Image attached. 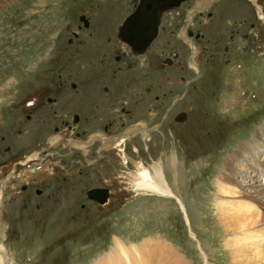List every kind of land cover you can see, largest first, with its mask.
Instances as JSON below:
<instances>
[{
    "label": "rangeland",
    "instance_id": "rangeland-1",
    "mask_svg": "<svg viewBox=\"0 0 264 264\" xmlns=\"http://www.w3.org/2000/svg\"><path fill=\"white\" fill-rule=\"evenodd\" d=\"M258 2L264 13V0ZM245 7L244 12L228 1L210 10L211 17L196 15L195 29L206 35L197 50L200 73L187 68L192 49L176 39L184 7L167 13L161 27L165 43L152 45L153 61L143 64L156 70L145 72L141 61L131 68L115 66V27L132 10L131 0H0V160L54 136L65 141L70 129L62 128V122L71 113L89 117L82 114L77 128L83 134L104 126L116 133L138 122L151 128L165 108L185 96L158 130L126 146L127 168L113 150L88 176L51 185L47 191L53 186L52 192L44 190L27 209L14 198L18 192L9 189L0 222L11 264H95L99 257L101 264H127L126 256L132 264H233L232 249L221 245L225 236L217 225V204L225 209L249 204V214H264V189L256 184L255 167L257 162L264 170V25H258L244 46L239 35L254 22ZM82 14L92 25L83 31L78 20ZM234 18L243 23L240 29L227 25ZM67 25L74 35L64 33ZM63 49L71 61L62 67L63 81L52 94L53 102L26 120L16 104L34 86L36 90L57 80L59 65L46 62ZM165 57L174 60L175 69L162 70L166 67L159 60ZM81 88L95 100L80 96ZM121 108L136 110L130 114ZM178 112L188 119L181 126L174 121ZM7 147L12 148L9 153L4 152ZM59 150L68 154L72 149L62 144L50 149ZM139 164L152 176L156 171L163 176L160 182L165 181L175 201L133 192L125 205L86 202L89 187H111L115 196L123 186L133 191L127 179ZM246 175L252 178L249 185L239 179Z\"/></svg>",
    "mask_w": 264,
    "mask_h": 264
},
{
    "label": "flooded vegetation",
    "instance_id": "flooded-vegetation-1",
    "mask_svg": "<svg viewBox=\"0 0 264 264\" xmlns=\"http://www.w3.org/2000/svg\"><path fill=\"white\" fill-rule=\"evenodd\" d=\"M188 1L189 0H185L179 7H181V6H183L184 7V9H183V18L180 20V23H179V25H178V28H177V33L178 32H181L180 33V35H178V34H176V39L177 40H181V44L182 45H187V47H188V50L190 51L191 49H192V60L190 61H188L187 62V68H190V69H193V70H196L197 71V69L199 68V73H200V69H201V67L199 66V64H198V62H197V56H198V51L197 50H199V47H198V45H199V42H200V40H204L205 39V37H206V35H205V33H203V32H199V31H196V29H195V17H196V15H199V16H203L204 15V13L206 14V16L207 17H211V16H213L212 15V13L210 12V10H212L213 8H216L217 6H220L221 4H223V3H227L228 1H231V2H233V4L235 5V6H237L238 8L240 7V9H241V7H243V11L245 12V11H247V8L245 7V6H247L248 8H249V10H248V12L247 13H249V15L251 14V16H252V18L254 19V22H249L248 23V28H247V31L246 32H244V33H242V34H240L239 36H240V39H241V41H242V43H245V44H243L244 46H247L248 45V43H249V41H250V38H251V35L254 33V31L255 30H257L258 29V25L260 24V25H264V13H263V10H262V7L260 6V4H259V2H258V0H196L194 3H188ZM244 4H246V5H244ZM179 7H177L176 8V10L175 9H172V10H170V11H168L167 13H169L170 15H172L173 14V12H174V10H175V12H177V11H179ZM167 13L164 15V17L167 15ZM87 17V16H86ZM125 17V16H124ZM123 17V18H124ZM248 17H244V18H240L241 20L240 21H242L243 19H247ZM238 19L239 18H234V20H229L228 21V23H227V25L228 26H230V27H232L233 26V28H235L234 26H236L237 27V29H240V27L241 26H243V23L242 22H239L238 21ZM123 20V19H122ZM122 20H121V22H122ZM163 21H164V18H163ZM210 19L209 20H206L205 22H204V24H205V27H207L208 25H209V23H210ZM88 22H89V28H90V26H92L91 25V21L90 20H88ZM121 22L120 23H118V25L115 27V32H114V34H115V36H116V34H117V30H118V28H119V26H120V24H121ZM238 22V23H237ZM234 24V25H233ZM162 25H163V22H162ZM86 28V27H85ZM89 28H87V29H89ZM80 29L83 31V29H84V27H82V26H80ZM87 29L85 30L86 32H87ZM165 34V33H164ZM92 36V35H91ZM165 36V35H164ZM164 36H163V34H161L160 33V35L157 37V39L151 44V46L149 47V49L151 48V47H153L155 44H157L158 42H160V43H165V39H164ZM118 43H119V45H118V47H124V51H122L121 52V56L120 55H115V56H117V63H115V66H116V68H118V67H123V66H126V68H131V66L130 65H132V67H133V65L135 64V61H140V59L142 60L143 59V57H142V55H141V57H136V56H133L132 55V53L130 52V50L128 49V48H126V46H124V44L122 43V40L121 39H119L118 38ZM153 45V46H152ZM195 52V53H194ZM197 53V54H196ZM188 55H189V53H188ZM146 56V55H145ZM149 59H150V61L152 62L153 61V58H152V55H149V57H148ZM172 59V58H171ZM165 59H160L159 60V64H162L163 65V61H164ZM133 63V64H132ZM188 63H190V65L188 64ZM141 65V64H140ZM128 66V67H127ZM142 66V65H141ZM164 66V65H163ZM166 67V66H165ZM173 69H175V62H174V60L172 59V65L170 66V67H166V68H164V69H162L164 72H167V71H170V70H173ZM179 69V68H178ZM141 70H143V71H145V72H149V71H155L156 69H154V67L153 68H151V69H147V68H143V66H142V69ZM180 79H182V77H179ZM184 80V79H183ZM63 81V80H62ZM62 86H63V84H62ZM107 89V88H106ZM57 91V90H56ZM55 91V92H56ZM88 91V90H87ZM55 92H53V93H51V95H50V98H51V100H52V102H53V95L52 94H54ZM82 93L84 94L85 92L82 90V88H81V94H80V96H83L82 95ZM86 97H88V101L89 100H91V98L93 97V95H92V92H90L89 91V93H85L84 94ZM84 96V97H85ZM185 96H183V98H184ZM154 99H158V98H155V97H153ZM183 98H182V100H183ZM92 100H95L94 98H92ZM181 100V101H182ZM87 101V102H88ZM180 101V102H181ZM179 102V103H180ZM183 102V101H182ZM51 103V102H50ZM49 103V104H50ZM57 103H58V99H56L55 100V105H52V106H56L57 105ZM178 103V104H179ZM49 104H47V105H49ZM54 104V103H53ZM114 104V103H113ZM112 104V105H113ZM127 104V103H126ZM177 104V105H178ZM47 105H45V106H42L40 109H38V110H36L34 113L36 114V113H39L40 111H44V110H46V109H48V108H46V107H48ZM61 105V104H60ZM176 105V106H177ZM176 106H174V107H176ZM112 108L114 107V105L113 106H111ZM171 105H169L167 108H165L166 110H165V113H167L171 108ZM174 107H172V108H174ZM120 109V108H119ZM127 109V108H126ZM126 109L124 110L123 108H121V112H126ZM100 110V108H98L97 109V111H99ZM132 110L133 111H127L126 113H130V114H133V113H135V108H132ZM85 117H87V120H89V117L88 116H86L87 114L86 113H83V112H81ZM164 113V114H165ZM179 113V112H178ZM178 113H176L175 114V116H177V114ZM33 114V113H32ZM34 114V115H35ZM82 114H80V113H71L70 114V117H69V120H63V127L65 126L66 128H69L70 129V135H72L73 137H80V138H85V141H87V139L95 132V130H91V131H89L87 134H83V133H81L80 131H77V128H78V126L81 124V119H82ZM86 114V115H85ZM31 115V114H30ZM44 115V114H43ZM47 115H48V113L47 114H45L44 115V117H47ZM75 116H77V122L76 123H74V124H72V121H73V118L75 117ZM125 116V114L124 115H122L121 117H124ZM175 116H174V120H175ZM43 117V118H44ZM167 119H168V115H167ZM43 120V119H42ZM41 120V121H42ZM46 119H44V122H43V124H45L46 123V121H45ZM86 120V119H85ZM162 120H164V117H162L161 119H160V121H162ZM39 122L38 123V125H41V123L42 122ZM159 121V122H160ZM188 121V119H186V121L185 122H183V123H181V124H175V125H177V126H181V125H183L184 123H186ZM138 126H140V127H146V122H138V123H135V124H132L131 126H129L124 132H123V135H128V134H130V133H133V132H135V131H133V130H135ZM150 126L148 125L146 128H149ZM99 130V129H98ZM101 130H103V132L105 133V134H119L120 132H121V130L120 131H118V132H116V133H111V131L108 129V127L107 126H104ZM145 133H143L142 135H144ZM27 135V134H26ZM23 136H22V133H21V137L20 138H22ZM53 139H51V138H49V140L51 139V140H59L60 139V137L58 136H54V137H52ZM134 141H136V139H134V140H126V141H123V142H120V143H117V144H113L112 146V148L110 149V151L109 152H106V151H104V150H100V157H98V152H97V149H98V147L99 146H101L102 145V142L101 141H99V139H94L92 142H91V144L87 147V157H89V158H91V159H94L95 161H94V163L91 165L92 167H90L89 166V168L83 173L82 171H80L79 173L80 174H84L83 176H88L89 174H90V172H92V170H94V169H96L97 167H99L100 165H101V162H102V160L104 159V157H105V154H111V151H112V154H113V150H116V155L118 156V158H119V160H120V162H121V164L124 166V168H127V166H128V163L130 162V159H129V157H128V155H127V152H126V146L128 145V144H131V143H133ZM36 143V142H35ZM108 146H110V144H108ZM26 148V147H25ZM109 148V147H108ZM21 149H23V148H20V150ZM10 150H12V148H10ZM19 150V151H20ZM133 152H137V149L136 148H134L133 149ZM17 152H14V153H12V155H9V156H14L15 154H16ZM8 156H6L5 158H7ZM4 158V159H5ZM81 158V152L79 151V150H73L72 151V153H71V155H70V160H69V162L67 163V165L68 166H70L71 164H76V162H77V160H79ZM123 159V160H122ZM137 164V163H136ZM68 168V167H67ZM82 176V177H83ZM76 177L77 176H72V178H69V179H71L70 180V183L72 182V180H74L75 181V179H76ZM63 181H65V179H63ZM67 182H69V180L67 181ZM58 182L56 181V184H57ZM69 184V183H68ZM55 186V185H54ZM66 186H68V185H66ZM53 187V186H52ZM52 187L47 191L46 190V192H49V193H51L52 192ZM89 188H102V187H99V186H94V187H89ZM89 188H86V190H84V197L86 196L85 194H86V191H87V189H89ZM105 188H108L109 190H112V188L111 187H105ZM121 188H123V187H121ZM120 188V189H121ZM68 189V188H67ZM120 189H118V190H120ZM68 193L67 194H70L69 193V191H67ZM42 194H44V192L42 193ZM115 199H117L116 197H115ZM86 202H88V203H90L91 205L93 204V205H95V206H100V205H96L95 203H93V202H90V201H86ZM83 208V207H82Z\"/></svg>",
    "mask_w": 264,
    "mask_h": 264
},
{
    "label": "bare ground",
    "instance_id": "bare-ground-1",
    "mask_svg": "<svg viewBox=\"0 0 264 264\" xmlns=\"http://www.w3.org/2000/svg\"><path fill=\"white\" fill-rule=\"evenodd\" d=\"M162 177L163 176H161V174L157 171L155 172V175L152 176L145 167L139 164L136 167L134 176L127 180L130 182L129 184H131L133 192L146 193L152 196L155 195L160 197L174 198L173 193L166 187L165 181L163 180V183L160 182ZM239 179L242 180V182L246 185L251 184L252 180L249 175H246L242 178L239 177ZM225 180L227 179L225 178ZM221 192L233 196L236 194L235 190H222ZM176 201L179 202L178 199H176ZM179 204L183 210L184 208L182 204L180 202ZM249 206V204L241 205L239 207L235 205L234 208L230 207V209H225L217 204V225H219L222 229V232L220 231L221 235H223V237L225 236V238L222 240L223 244L221 245L225 249H232V251H230L229 257L231 256L233 259V264H264V214L258 216L249 214ZM254 225H257L256 228H249L250 226ZM3 230V226L0 222V264H11V260L8 257L7 251L4 247L6 232L4 233ZM228 235L230 237H226ZM119 248L120 245H117V249ZM170 248H167L165 252H167V250ZM121 254L126 256V254L123 252H121ZM116 257L117 256H115V258ZM115 258L113 260H115ZM128 259L129 258L126 256L127 264H132ZM100 261L101 258L99 257L98 260H95V264H99ZM175 264L186 263L182 262V260H177Z\"/></svg>",
    "mask_w": 264,
    "mask_h": 264
},
{
    "label": "water",
    "instance_id": "water-1",
    "mask_svg": "<svg viewBox=\"0 0 264 264\" xmlns=\"http://www.w3.org/2000/svg\"><path fill=\"white\" fill-rule=\"evenodd\" d=\"M148 7H145L144 8V5H143V9L144 10H146ZM156 17L157 16H155V20H154V22L151 24V25H149V28H148V30H147V34H149V35H151V34H153V32H154V30H153V28H154V26H155V21H156ZM143 22H145V20L143 21ZM156 23H157V21H156ZM143 37H145V39L147 40V42H148V40L150 41L151 40V37H149V38H147L146 37V35H144ZM141 38L140 37V41H144V38ZM128 42H129V46L131 47V48H133V49H135V47H137L138 45H132V44H130V42H131V40H127ZM136 41V40H135ZM139 41V40H138ZM147 42H145V46L143 47V48H145L146 46H147ZM185 119V115L184 114H182V115H180L179 117H178V119H177V121H182V120H184ZM47 149H45V150H41V151H46ZM87 196L90 198V199H92V200H96L97 202H99V203H103V202H105L106 201V198H107V196H108V191L107 190H104V189H92V190H90V191H88L87 192Z\"/></svg>",
    "mask_w": 264,
    "mask_h": 264
}]
</instances>
